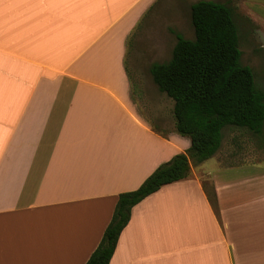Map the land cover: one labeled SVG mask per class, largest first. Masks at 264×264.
Instances as JSON below:
<instances>
[{
  "label": "crops",
  "instance_id": "0c3cea01",
  "mask_svg": "<svg viewBox=\"0 0 264 264\" xmlns=\"http://www.w3.org/2000/svg\"><path fill=\"white\" fill-rule=\"evenodd\" d=\"M157 1L0 0V264H85L118 195L190 147L134 101L133 77L156 89L127 44ZM241 6L264 27V0ZM212 158L131 209L109 264H264V158Z\"/></svg>",
  "mask_w": 264,
  "mask_h": 264
},
{
  "label": "trees",
  "instance_id": "16d2710c",
  "mask_svg": "<svg viewBox=\"0 0 264 264\" xmlns=\"http://www.w3.org/2000/svg\"><path fill=\"white\" fill-rule=\"evenodd\" d=\"M192 40L173 29L171 56L153 62L148 73L157 90L171 99L175 131L190 147L159 165L133 191L120 193L112 217L85 264H109L131 209L164 185L189 175V160L213 157L226 127L260 135L264 128V91L252 69L242 64L235 8L229 2L198 0L189 5ZM212 205L215 193L207 191Z\"/></svg>",
  "mask_w": 264,
  "mask_h": 264
},
{
  "label": "rangeland",
  "instance_id": "374dc122",
  "mask_svg": "<svg viewBox=\"0 0 264 264\" xmlns=\"http://www.w3.org/2000/svg\"><path fill=\"white\" fill-rule=\"evenodd\" d=\"M195 1L198 0H158L149 9L131 32L127 44V65L133 74L134 67L142 68L144 73H147L151 63L163 62L170 58L175 37L169 29L175 30L186 39L194 38L189 19V5ZM212 1L229 2L234 6L241 62L252 69L256 86L264 91V27L249 18L241 6V0ZM133 78L134 101L139 113L154 127L160 128L155 109L161 107L164 116L170 118L171 99L158 92L154 85L156 90H152L151 96L146 99L143 96V87L137 83L135 77ZM147 89L150 91L149 87ZM222 134L220 148L212 160L204 163V167L216 166L217 155L222 162L228 164L256 160L262 156L264 158V128L259 136L235 127L224 128Z\"/></svg>",
  "mask_w": 264,
  "mask_h": 264
}]
</instances>
